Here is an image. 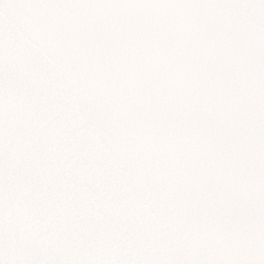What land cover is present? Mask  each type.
<instances>
[{
    "label": "snow or ice",
    "instance_id": "obj_1",
    "mask_svg": "<svg viewBox=\"0 0 264 264\" xmlns=\"http://www.w3.org/2000/svg\"><path fill=\"white\" fill-rule=\"evenodd\" d=\"M0 264H264V0H0Z\"/></svg>",
    "mask_w": 264,
    "mask_h": 264
}]
</instances>
